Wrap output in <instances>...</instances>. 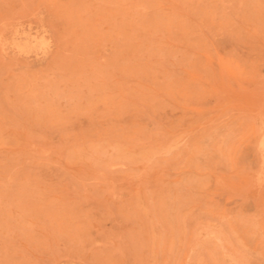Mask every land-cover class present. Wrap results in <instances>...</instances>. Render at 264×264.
Here are the masks:
<instances>
[{
	"label": "rangeland",
	"instance_id": "rangeland-1",
	"mask_svg": "<svg viewBox=\"0 0 264 264\" xmlns=\"http://www.w3.org/2000/svg\"><path fill=\"white\" fill-rule=\"evenodd\" d=\"M263 176L264 0H0V264H264Z\"/></svg>",
	"mask_w": 264,
	"mask_h": 264
},
{
	"label": "bare ground",
	"instance_id": "bare-ground-1",
	"mask_svg": "<svg viewBox=\"0 0 264 264\" xmlns=\"http://www.w3.org/2000/svg\"><path fill=\"white\" fill-rule=\"evenodd\" d=\"M17 35V34H16ZM19 41V40H18ZM45 44V43H44ZM21 46V45H20ZM5 54V53H4ZM264 177V176H263Z\"/></svg>",
	"mask_w": 264,
	"mask_h": 264
}]
</instances>
